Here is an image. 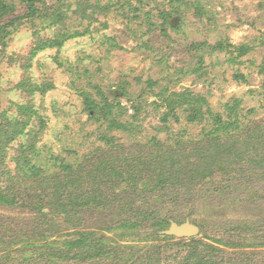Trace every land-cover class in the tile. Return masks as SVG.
Wrapping results in <instances>:
<instances>
[{"label":"rangeland","instance_id":"1","mask_svg":"<svg viewBox=\"0 0 264 264\" xmlns=\"http://www.w3.org/2000/svg\"><path fill=\"white\" fill-rule=\"evenodd\" d=\"M3 1L14 11L3 20L13 25L0 36V125L6 118L27 119L21 107H27V115L36 111L26 131L39 133L38 161L49 170L54 164L78 165L110 149L112 141L137 157L159 141L171 147L177 140L201 138L212 129L211 115L190 122L187 107L171 113L162 100L174 93L203 96L212 113L230 123L228 105L236 103L241 124L264 119V0H43L35 19L25 16L23 0ZM57 11L63 22L55 24ZM163 13L175 14L172 20L181 27L165 26ZM66 33L75 37L59 48L37 50ZM85 93L98 103H121V110L91 118ZM115 118L129 130L117 128ZM21 143L16 138L6 147L5 161L13 169ZM238 196L229 197V206L207 208L204 240L233 264H264V245L246 242L245 203L230 207ZM18 213L0 207L1 215ZM89 223L94 227L93 219ZM129 227L107 234L146 252L151 246L146 233Z\"/></svg>","mask_w":264,"mask_h":264},{"label":"trees","instance_id":"2","mask_svg":"<svg viewBox=\"0 0 264 264\" xmlns=\"http://www.w3.org/2000/svg\"><path fill=\"white\" fill-rule=\"evenodd\" d=\"M23 3L26 17L41 16L43 9L38 5L43 0ZM174 7L179 16L180 9ZM13 11L0 1L1 37L13 25V21L3 24ZM54 16L55 24L63 22L61 11ZM161 16L165 26L176 30L181 27L180 22L172 20L175 14ZM73 37L72 33L62 34L40 43L37 50L59 48ZM240 51L245 53L246 48ZM261 70L264 76V65ZM29 87L46 92L37 84L29 83ZM114 96L121 98L116 93ZM84 97L91 118L121 110V103H98L87 93ZM163 99V106L171 113L189 108L190 122L203 121L210 114L212 129L198 139L177 140L171 147L156 142L151 145L153 149L137 157L128 156L126 147L112 141L110 149L78 165L54 164L56 169L49 170L38 161L39 133L26 131L37 112L30 109L27 115V107H21L27 119H5L0 125V207L19 213L0 214V264H233L221 248L204 240V216L209 207L223 208L226 202L229 206V197L236 193L239 196L230 198V207L236 210L238 200L245 203L246 242L264 245V119L241 124L236 103L228 105L230 123L221 114H213L208 101L191 91ZM168 116L163 117L164 123ZM37 117L45 126L44 118ZM112 120L117 128L129 130L116 118ZM16 138H22V143L13 169L5 161L6 147ZM92 219L94 227H88ZM187 221L200 228L198 237L163 234L172 222ZM129 226L146 233L144 241L151 243L146 252L107 234Z\"/></svg>","mask_w":264,"mask_h":264},{"label":"water","instance_id":"3","mask_svg":"<svg viewBox=\"0 0 264 264\" xmlns=\"http://www.w3.org/2000/svg\"><path fill=\"white\" fill-rule=\"evenodd\" d=\"M200 232L201 230L197 225L187 221L183 224L172 222L170 228L164 231L163 234L177 238H194L198 237Z\"/></svg>","mask_w":264,"mask_h":264}]
</instances>
